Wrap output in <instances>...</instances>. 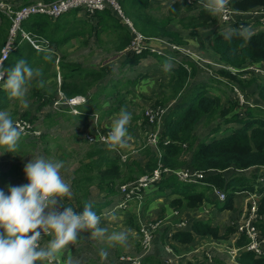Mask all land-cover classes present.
Masks as SVG:
<instances>
[{
  "label": "trees",
  "instance_id": "obj_1",
  "mask_svg": "<svg viewBox=\"0 0 264 264\" xmlns=\"http://www.w3.org/2000/svg\"><path fill=\"white\" fill-rule=\"evenodd\" d=\"M52 1V0H46ZM119 3L134 26L148 37H168L177 45H186L187 40L180 31L172 28V18H179L178 23L183 29L194 27L198 21L199 27H207L218 18L206 11L202 6H197V13L184 14V8H194L193 3L176 1L168 11V17H157L153 15L149 8L152 7L151 0H119ZM229 5L240 12H251L257 8H264V0H229ZM196 8V7H195ZM80 9H74L57 19H52L47 15H33L22 23V28L30 33L32 37L39 40H48L52 46L50 50H37L31 43L22 38L20 34L17 38V48L6 61V69L11 68L23 56L31 67H40L42 73L40 78L48 74L49 66L55 60V47L67 42L75 36L82 34L80 31L68 30V16ZM187 12V11H186ZM95 17L98 28L95 30L96 37H101V31L115 36V45L113 50L115 55L122 53L129 45L132 39V33L128 25L122 21L112 8H106L97 11ZM243 21L235 23V33L231 40H226V34L215 32L209 41V48L219 57L224 64L237 69H242L247 64H261L264 67V30H258L248 37L240 30ZM12 25L11 19L0 12V56L1 50L8 41L9 32ZM241 27V28H240ZM64 29L66 34H64ZM192 36L198 33L191 30ZM25 52L27 55H24ZM51 55V60H47V66L42 68L45 55ZM148 55L147 52L140 55L126 57L125 61L130 64H137L142 58ZM121 56L124 57L122 54ZM177 66L169 72L171 92L165 97L160 98L159 105H167L175 100V104L168 108L163 118V131L160 134L158 153L149 148L145 154V160L129 159L123 162L120 156L111 155L107 149L95 148L89 156L74 171V200L69 201L66 207L71 206L78 212L83 211L85 202L89 200L90 187L95 185L99 191L106 194V200L103 202H92L94 211L100 216L104 208L109 209L113 205L111 197L118 194L119 186L126 182L138 180L143 175L152 174L153 171L161 166L162 168L178 169L182 167H192L206 173L205 178L198 183H185L178 179L174 174L163 173L162 179L156 182V191L150 196L164 194L169 190V195L174 196L169 200V207L174 210L182 208H198L209 200V193L214 187L221 188L226 193V199L223 201V209L234 208V197L237 191L250 190L257 191L259 194V219L255 222L256 227L264 235V185L255 187L253 184L258 178L257 175L249 177L238 173L231 176L224 172L229 169L246 170L255 166H264V108L253 107L250 104L243 106L238 102L236 105L244 108L243 113H235L229 117L233 110L227 108L220 96L211 94L208 83L195 85L188 91L190 80L198 72V67L192 61L175 55ZM109 64L101 65L97 70L90 69L86 71L82 80L74 81L69 84L74 87L67 93L68 97L75 94H85L87 90L82 89L86 84L93 85V82L103 80L112 72ZM64 78L76 80L77 70L82 69L76 64L61 63L60 65ZM75 69V71H74ZM71 72V73H70ZM248 71H239L236 73L230 70L220 69L217 76L213 77L216 82L225 84H240V88L245 91V100L249 101L247 88L256 85L255 94L258 99L264 103V77L258 75L250 78H243L242 75ZM56 75V72H54ZM139 76L138 80L144 78ZM39 78V77H38ZM81 81V82H80ZM244 86H243V85ZM243 86V87H242ZM65 87V84H62ZM45 88V87H44ZM39 89L36 95L42 97ZM48 91V89L46 88ZM84 96V95H83ZM16 98H11L6 89L0 88V110H3L7 103ZM50 97L48 101H43L41 105H47L52 102ZM178 102V103H177ZM245 116L242 117V114ZM29 113L23 114L22 118L31 122ZM225 118L223 124L235 123L238 126L230 129V133L218 136L223 130L222 121L216 123L211 129L208 140H198L195 134L196 125L205 118V123L209 126L216 121L217 116ZM189 154V159L186 156ZM148 194V192H147ZM149 196V197H150ZM150 198V199H151ZM134 228L139 232L140 225L133 223ZM132 225V226H133ZM237 229L235 224L227 225L224 233H221L219 226L214 225L210 218L197 219L192 223V230H177L172 233L171 240L176 244L188 246L194 243L195 236L211 237L215 240L229 241ZM248 237L245 234L239 235L233 246L239 249V254L235 256L231 264H264V255L257 256L253 251L246 249ZM175 250H179L174 244ZM142 252V251H139ZM119 253V252H118ZM121 258V255L119 256ZM207 260L209 258H206ZM214 264H228L221 258L213 259ZM141 264H164L163 260L153 255H144L141 257ZM185 264H199L194 260H189Z\"/></svg>",
  "mask_w": 264,
  "mask_h": 264
},
{
  "label": "rangeland",
  "instance_id": "obj_2",
  "mask_svg": "<svg viewBox=\"0 0 264 264\" xmlns=\"http://www.w3.org/2000/svg\"><path fill=\"white\" fill-rule=\"evenodd\" d=\"M37 1L39 2L46 0H0V2L10 4L14 8H20L24 5H29ZM196 2L195 4L200 5ZM195 4L193 5L194 8H184L182 13L185 12L190 15L194 14L193 12L196 11ZM113 11L120 16V14L116 10L113 9ZM149 11L157 17L164 18L168 17L167 15L169 10L167 5L156 2L152 4V7L149 8ZM0 12L6 14L2 9H0ZM68 18V30L71 29V31H80L82 27V37L74 39V43L78 44L79 47H77V49H75L71 53L72 56H69L68 52H66L64 49H61L60 53H55L54 62L49 66V70L47 72L45 71V73H48L50 75V79L49 77H47L48 74H46L45 77H47V80H44L45 77H43V79L39 77L36 78V80H33L28 86V92L24 98L27 102V107H24L20 100L15 99V103L10 104L12 106L8 107L5 110H2L7 111L11 115L14 122L25 113H29V119H32L31 116L34 115V119L36 121L31 122V124L33 125L34 129H39L40 134L38 136H32L26 139L28 145L26 146V148H24L26 149L25 152L24 150H18L14 153L9 154L7 151H5L6 148L4 149L5 154L0 152V190H3L6 195L9 194V186H19L29 183L24 173V165L27 164L30 160H35L43 157L45 160L51 162L63 161L64 166L60 170V175L66 183L70 184V193L67 198H58V201L62 203L64 207H66L67 203L72 199V196L74 194V171L77 169V167L80 166V164L84 162V160L89 159V156L92 154L91 152L95 150V148H97L94 146H88L86 143L87 139L84 137H92L102 132L108 134L112 129L114 121L118 118V114L121 108H126V110L132 114L131 122L127 126V146L124 148L117 147L114 150L103 147L102 149H107V151L113 156L124 155L126 156L125 159L129 158L144 160L147 150L151 147V145L148 144V135L153 132H158L157 126L162 124V121L160 120L158 123L155 122L153 123V125H149L147 122V117L149 115L147 116V113L149 112L151 114L159 109L167 111L169 107L175 104V100L171 101L167 105H159L157 103L160 98H165L171 92L170 75L168 73V70H165L164 68L165 63L161 64V67L159 66L160 68L158 67L156 71L155 66H151V55H147L149 57L142 60L143 66L142 68H140L142 69V71L138 69L139 71H141L140 73L137 69L134 70L125 68L121 70V63L117 64V62L115 61L116 59L114 60V62L117 65L115 63L114 65H112L113 63L111 62V58L113 60V57L115 56V51H110L113 48V45H115V36L113 34L109 35L107 32L101 31V37L99 40V38L96 37L95 30L100 28H98L96 25L95 17H93V15L90 16L80 10L70 14ZM217 18V22L207 27H199V23L198 21H196V24H194L193 28L189 27L188 29H183L178 23L179 18L173 17L171 21L172 28L180 31L185 40H187V44L181 45L183 47L181 48V50L175 51V49L173 52H169L170 57L168 58V60L171 65L170 68L177 65L175 55L182 54L180 56L195 63L199 70L197 72V76L190 80L188 91L195 85L208 83L211 94L215 93L221 96L227 108L230 107L233 109L229 114L230 117L235 113H243L244 111V108L236 105L238 102V93L235 90V87L233 88L232 86L234 83H219L216 82L213 77L217 76L218 71L223 68L236 72L248 71L249 73H245L244 75H242L243 78H250L257 74L260 75L258 77H264V73L262 74V71L258 70H262L263 66H261V64H247L242 69H234L221 62L219 60V57L212 52V50L209 48V41L212 38L213 34L219 31L224 32L225 34L233 33L235 29V25H229L228 29L227 26L222 23V20H219L221 19L220 15H218ZM239 20L240 19H238L237 21ZM122 21H124L125 23L124 19H122ZM192 29L198 34L192 36L190 34ZM214 29L217 31H215ZM240 30H242L243 32L244 28ZM63 32L64 34H66L65 29ZM244 35L247 36V33L245 32ZM163 38H167L168 41L170 40L172 43H174L168 37ZM82 46L88 48H86V50H82ZM96 47L98 49L102 48V50H95L94 48ZM83 54L85 55L84 59ZM122 54L123 53H119L116 55ZM124 57L126 58L130 56L124 55ZM57 59H59L58 63ZM83 61H85V64L83 63ZM62 62L72 65L84 64L85 66L89 64V66L96 68L100 67L105 62H111L110 67L113 71L110 74V77L113 78L114 76H117L119 77L118 79H120V81L116 82L115 86H113L116 91H118V93H121V95L117 97L113 103V107L117 108V110L115 111V116L113 115L109 119H105L101 124L100 122H95V126H97V128L95 129L99 128V131L96 132H94L92 124H90V122H87L88 125L86 128H84V137L81 132L80 135H76L77 137H75V140L74 138H71V136H67L66 131L63 128H61L58 132L52 130L53 128H51V130L47 128L50 124L51 114L54 110L58 109L55 108L53 102L54 100L45 106L41 105L44 100L41 97L37 96V92H35L41 89L40 92L42 94L44 93L45 95H50L49 92L54 88L53 83H58L61 79V77L59 76V66ZM46 66L47 61L43 63L42 68H45ZM32 68L37 70L41 69L40 67ZM54 72H56L57 74L55 75ZM141 75H144L145 77L138 80L139 76ZM40 79L44 81L42 87L37 83V81ZM235 85L244 95L246 89L245 91H243L239 86L240 84ZM44 87L49 91L45 92ZM93 89H96V86ZM109 99L112 100L114 98ZM13 106H16L15 110H12ZM244 116L245 113L242 114V117ZM224 120L225 118H221V116L218 115L216 117V121L212 122V125H216V123L219 121H222L223 124ZM234 126L238 125L232 123L223 126V131L218 136H222L228 131L230 132V129ZM196 127V133L199 138L205 135L204 133L208 132L210 129V127L206 128L207 126L202 121H200ZM77 138H79V140H77ZM58 139L59 143L54 144L53 141ZM186 158L189 159V154L186 156ZM226 173L228 176H231L236 172H234L233 170H228ZM245 173L246 172H244V174ZM127 183L129 182H126L125 184ZM89 187L91 192L93 191L94 194L95 192H97L95 187ZM156 190V187L150 189L148 191V194L146 193L145 196L143 195L144 197L142 200H145ZM162 203L163 201H160L155 205L153 204L147 211L146 216L142 214V211L140 212V227L143 224H147L151 221H160L158 228L153 233V241H151L149 246L144 247V244L142 243V236L140 235V232L136 231L133 225V223H138V220L135 218V213L138 209L137 205L133 204L132 207L124 213H121V210L119 209L112 211V205L109 209L105 208L103 210V213L100 215L101 219L99 226L108 229L107 233L103 237H93L91 235V230L82 231L78 235L77 240L67 245L64 249L57 253L56 257L60 258L64 264H141V257L151 253L154 245L155 235L158 230H163L167 226V223H170L171 218L175 216L172 214L168 215V221L165 224L164 216L161 211ZM144 205L145 204H143L142 206ZM129 229L131 231L127 236L126 242L124 243L110 241L108 239V237L114 232L119 233L122 231H127ZM0 231L3 230L0 229ZM52 238V236L44 235L42 236L39 243L42 247H46L48 241ZM210 239L211 241H203L196 245L198 246L197 249H199L197 254L193 256L192 259L195 258L194 261L196 263L199 262V264H214L213 259L215 260V258H218L217 256H220L226 263L231 264V259L233 256V249H231L232 247H230L231 242L215 240L212 238ZM167 248L169 247L167 246ZM116 249L118 250L117 253L119 252L118 255H116ZM102 251L108 253L106 258L101 257L100 253ZM120 255L121 258H119ZM206 258H211L212 262L211 260H207ZM162 260H164L166 264H177L174 256L167 250H165V255L162 257ZM36 264H49V261H38L36 262ZM51 264H55V262L52 260Z\"/></svg>",
  "mask_w": 264,
  "mask_h": 264
},
{
  "label": "clouds",
  "instance_id": "obj_3",
  "mask_svg": "<svg viewBox=\"0 0 264 264\" xmlns=\"http://www.w3.org/2000/svg\"><path fill=\"white\" fill-rule=\"evenodd\" d=\"M202 7L213 15H222L228 19L229 0H200ZM235 33H228L226 40H231ZM44 59L51 60V55ZM165 70L170 69V62L165 61ZM6 76V79H5ZM42 73L32 68L21 59L11 68L5 69L0 63V81L11 98L20 100L24 107V99L28 86ZM39 86L44 81L38 80ZM132 114L121 108L118 118L114 121L111 131L103 138L110 150L127 146L128 125ZM24 129L13 121L7 111H0V147L14 153ZM63 161L51 162L43 157L30 160L24 165V173L28 184L9 186L8 193L0 190V264H36L38 261H51L57 253L67 245L76 241L78 235L85 230H91L93 237H103L108 229L100 227V216L94 211L92 202H85L83 211L77 212L71 206L63 207L58 198H65L70 193V184L60 175ZM38 229L40 231H38ZM131 230L112 233L108 239L124 243ZM30 234V235H29ZM53 238L46 247L39 243L42 236ZM101 257L108 253L102 251Z\"/></svg>",
  "mask_w": 264,
  "mask_h": 264
},
{
  "label": "crops",
  "instance_id": "obj_4",
  "mask_svg": "<svg viewBox=\"0 0 264 264\" xmlns=\"http://www.w3.org/2000/svg\"><path fill=\"white\" fill-rule=\"evenodd\" d=\"M176 1L183 2V0H151L152 4L157 2V3H162L164 5H167L168 10H169L170 6L173 3H175ZM196 3H199L200 5H197L194 3L196 6V9H195L196 11L193 13H197V11H198L197 6H202L200 0H198ZM82 12H84V11H82ZM184 14H186V13L184 12ZM236 19L237 20L240 19L239 21H243L244 24H241V27H242L241 29L244 28L243 32L247 33L246 37H248L249 35H251L252 33L256 32L258 30H264V13H260V14H252V13L237 14L235 16V20H233L232 22H229V23L222 22V23L224 25H226L227 28L229 29V25H235V23L238 22ZM219 20L221 21V19H219ZM215 31H217V30H215ZM81 37H82V34L80 36H75L74 38L67 40V42H64L63 44H61L60 47H55L54 52L60 53L61 49L62 50L64 49L66 52H68L69 56H72L71 53L75 49H77V47H79L78 44L74 43V39L81 38ZM86 48H88V47H85V46L81 47L82 50H84V49L86 50ZM94 49L95 50H100V49L102 50V48L98 49L97 47ZM112 50H113V48L110 51H112ZM24 55H27V53L25 52ZM24 57L25 56L21 57L19 60L23 59L26 61V59ZM148 57L149 56L142 58L141 61L137 64H130V63H127L125 61V57H123L121 55H115L113 57L114 58L113 60L111 58V62L113 63L112 65H114V63H115L114 60L116 59L115 61L117 62V64L121 63V66H120L121 70H123L125 68L138 70V69L142 68V66H143L142 60H144ZM150 57L152 60L151 66L154 65L156 68V71H157L158 67L161 64L165 63V61L168 60V58H169V57L160 56V55H151ZM84 58H85V55L83 54V59ZM111 62H105L104 64H109ZM83 63L85 64V61H83ZM84 64L83 65L82 64L77 65V66L81 67L82 69L76 71V73H77L76 80L70 79V78H64V76L62 75L61 67L59 66L60 67L59 76L61 77V81H59L58 83L54 82L53 83L54 88L52 89V91L49 92L50 95H45L43 93L41 98L44 101H48L50 97L52 98L51 100H55L57 98L59 91H62L65 95H67V93L71 92L72 89L74 90V87L70 86L71 84H73L74 81L82 80L84 75L87 73L86 71H89L90 69H96L97 70L99 68V67L96 68V67L89 66V64L85 66ZM176 66L177 65L171 67L168 70V73L170 72V70L172 68H175ZM35 67H37V66H35ZM140 70L142 71V69H140ZM198 70H199V68H198ZM258 70L262 71L260 69H258ZM74 71H75V69H74ZM141 71L138 70L139 73ZM110 74L108 76H106L103 80H100L98 82L97 81L93 82L92 86L89 85L90 83L86 84L82 88V89L87 90L85 94H75V95H82V96L84 95L87 98L86 103L83 104L82 106H80L81 112L79 114L71 113L69 111V109L65 108L63 105L55 106V108H57L58 110H54L53 113L51 114L50 124L48 125L47 128H49L50 130H51V128H53L52 130H54L56 132H58L61 128H63V129H65L67 136H69V137L71 136V138H74V140H75V137H77L76 135H78V134L80 135L81 132H82V135L84 137V134H85L84 128L87 127V125H88L87 122H90V124H92V127L94 128V132L99 131V128L95 129V128H97V126H95V122H100V124H101L102 122H104L105 119H109L113 115L115 116V111L117 110V108L113 107V103L116 100V98L121 95V93H118V91H116V89L113 87V86H115L116 82L120 81V79H118L119 77L114 76L113 78H111ZM262 74H263V72H262ZM257 75L260 76L259 74H257ZM43 77H45V75ZM47 77H49V79H50L49 74L47 75ZM47 77H45L44 80H47ZM63 83L65 84V87H62ZM95 86H96V89H93ZM2 89H5L4 85H3ZM255 90H256V85H254L250 88H247V91L249 93L248 95H249L250 105L253 107L264 108V103L258 99V96L255 94ZM44 91L48 92L49 90L47 91L46 88H44ZM215 95H218V94H215ZM109 98H114V99L110 100ZM12 103H15V100H11L10 103H7V106H5V108L3 110L12 106V105H10ZM222 103H224L223 100H222ZM15 109H16V106H13L12 110H15ZM0 111H2V110H0ZM31 117L33 119L35 118L34 115H32ZM20 118H22V116ZM34 121H36V120L34 119ZM201 121L204 122V124L207 126L206 128L210 127V129L208 132H205L204 133L205 135H203L202 137L199 138L197 136L198 140H203V139L208 140V138L210 136V131L215 125L211 124L208 126L205 123V118H203ZM163 123L164 122H162V124L157 126L158 132L160 134L163 131ZM229 124H232V123H229ZM229 124H225V125H229ZM234 127H237V126H234ZM234 127H232V128H234ZM196 128H195V134L197 135ZM228 133H230V132L228 131L227 134ZM52 138H53V136H52ZM84 138L87 139V141L86 140L85 141H86L88 146H94V147H99V148L103 147V148L108 149L105 142H102V141L91 142L88 140L87 136ZM26 139H28V138H25L24 136L21 135V137L18 141V148L16 151H18V150H21V151L24 150V152L26 151V149H24L28 145V143L26 142L27 141ZM77 140H79V138H77ZM53 142H54V144H58L59 139L55 140ZM145 144H143V145H145ZM5 148H6V146L0 147V152L4 153ZM150 148L152 150L156 151L159 155V153H160L159 149H157V148L154 149L152 147H150ZM8 153L11 154L12 152H8ZM119 156L123 162H126L128 160V159H125V160L122 159V157L124 155H119ZM125 158H126V156H125ZM144 160H145V157H144ZM84 161H86V160H84ZM229 170H233L234 172L241 174V175H245L247 177L251 176L252 174L257 175L258 178L256 179V181L253 185L255 187H260V186L264 185V166H255V167L248 168L246 170H236V169H229ZM227 171L228 170H226L224 172L226 175H227V173H226ZM244 172H246V173L244 174ZM91 186L95 187L97 192H95V194H94V192L93 191L91 192V190H90L89 200L91 202H103V201H105L107 198L106 194L104 192L99 191V189L95 185H91ZM148 191L149 190L145 191L144 196L146 195V193ZM250 193H257V191L256 190L250 191L247 189L243 190V191H237L235 194V197H234V208L233 209H223L222 208L223 201H221L214 192H210L209 193V200L206 201L201 207H198V208H186V207H184L181 210H174L173 208H170L168 206L169 200L171 198H173L174 196H170L169 190H167L164 194L154 196L151 199H150V197H147L148 199L146 198L145 200H141V201L132 200L128 203L127 207L125 209L121 210L120 212L124 213V212L128 211V209H130L133 204H136L138 209L135 213V218L138 220V224L141 225L140 221H139L141 219L140 212L142 211V214H144L146 216L147 211L149 210V208L153 204L155 205V204L159 203L160 201L161 202L163 201V203L161 205L162 206L161 211H162V214L164 216L165 224L168 221V219H167L168 215L172 214L175 216H173L171 218L170 223H167V226L163 230L162 229L158 230V232H157L158 234L156 233V235H155L154 245H153L152 251L149 255L156 256L162 260V257L165 255V250H167L168 252H170L174 256V259L177 261V264H185L187 261L195 259V258L192 259V257L197 254L198 249H199V248L197 249L198 246H196V245L203 242V241H208V240L211 241V239H210L211 237H204V236L196 235L195 241L193 244L188 245V246H184L182 244H176L174 241L171 240L172 233L177 231V230H192V223L194 220L208 219V218H211L213 224L219 226L221 233H224L226 226L230 225V224H234L237 221V219L240 217L245 206L248 205V199H249ZM116 198H119L118 194L111 197V200L116 199ZM72 200H74V194H73L72 199L70 201H72ZM113 202H114V200H113ZM143 204H145V205L142 206ZM161 223H162V221H161ZM164 234H165V236H164ZM238 237H239V235L237 233L232 236L231 245H230V247H232L231 249L235 248L233 246V244ZM174 244L179 249L178 251L175 250ZM167 246L169 248H167ZM117 251L118 250L116 249V255H118ZM239 252L240 251L238 250L237 255L239 254ZM217 257L222 259V257H220V256H217ZM208 260H210V259H208ZM231 260L233 262V259H231ZM61 262L63 263L62 260H61ZM163 262H164V264H166L164 260H163ZM211 262H212V259H211Z\"/></svg>",
  "mask_w": 264,
  "mask_h": 264
},
{
  "label": "built area",
  "instance_id": "obj_5",
  "mask_svg": "<svg viewBox=\"0 0 264 264\" xmlns=\"http://www.w3.org/2000/svg\"><path fill=\"white\" fill-rule=\"evenodd\" d=\"M198 0H187L188 3H195ZM229 8L228 19H224L222 15H220L222 22L229 23L235 20V16L237 14H246L244 12H240L234 10L229 4L227 6ZM106 8H112L116 10L122 19L125 20V24L128 25L129 30L132 33V39L129 45L123 50V54L126 56L132 55H140L145 52L148 55H160V56H169V52L181 50L183 48L181 45H177L176 43H172L168 41L167 38L163 37H148L134 26L133 22L125 16L124 11L119 3V0H52V1H37L29 5H24L20 8H14L10 4H5L0 2V9H2L6 15L11 19L12 25L9 32L8 41L5 43L1 50L0 63L3 64V67L6 69V61L8 60L10 54L17 48V38L21 34L22 38L29 41L31 45L37 50H50L52 49L51 44L48 40H39L32 37V35L22 28V23L24 20L28 19L33 15H47L52 19H57L60 16L74 10L80 9L84 11L88 15L92 16L97 11H102ZM252 14H260L264 13V8H257L251 12ZM182 55V54H180ZM179 55V56H180ZM182 57V56H181ZM59 59H57V63ZM225 69V68H223ZM235 69V68H234ZM228 70V69H226ZM231 71V70H230ZM235 73L236 71H231ZM262 72L264 73V67L262 68ZM6 79V76H5ZM61 81V79L59 80ZM3 81H0V88L3 85ZM233 88L238 93V99L240 104L246 106V104H250V101L245 100V96L240 92L239 88L236 85H232ZM87 101V98L82 95H76L72 97H68L62 91H59L57 98L53 101L55 106L63 105L65 108H68L71 113L79 114L80 106H82ZM166 111L163 109H159L154 113H147V122L149 125H153L155 122H159L160 120L163 122V118ZM19 123L20 126L24 129L22 136L25 138H30L32 136H38L40 134L39 129H34L31 121L24 118H19L15 121ZM107 133H100L98 135L87 137L91 142L102 141L103 138L106 137ZM160 138L159 132H153L148 135V144L151 145L152 148H158V142ZM125 160V156L122 157ZM163 173L174 174L178 177V179L185 183H198L201 182L206 173L200 170L194 169L192 167H182L178 169H170V168H162L159 166L156 168L152 174L143 175L138 180L129 182L127 184H122L119 186L118 195L119 198L114 199L112 211L119 209L123 210L127 207L128 203L132 200L143 199V195L146 190H150L155 187L156 182L162 179ZM221 201L226 199V193L223 189L214 187L213 191ZM259 194L258 193H250L248 199V205L245 206L238 220L234 223L237 229V234L242 235L245 234L248 237V244L246 245V249L253 251L257 256L264 255V235L261 234L259 229L256 227L255 222L259 219V202H258ZM63 207H60L59 210L63 211ZM77 211V210H75ZM78 212V211H77ZM160 221H151L147 224H143L140 227V235L142 236V243L144 247L150 245L151 241H153V233L158 228ZM39 230V229H38ZM40 231V230H39ZM239 249L233 248V262L235 256L237 255V251ZM211 260V258H210ZM55 264H63L61 260L56 257L54 260Z\"/></svg>",
  "mask_w": 264,
  "mask_h": 264
}]
</instances>
